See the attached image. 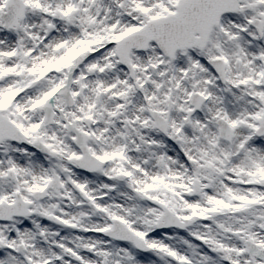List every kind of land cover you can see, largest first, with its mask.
<instances>
[{
  "label": "snow or ice",
  "instance_id": "obj_1",
  "mask_svg": "<svg viewBox=\"0 0 264 264\" xmlns=\"http://www.w3.org/2000/svg\"><path fill=\"white\" fill-rule=\"evenodd\" d=\"M0 264H264V0H0Z\"/></svg>",
  "mask_w": 264,
  "mask_h": 264
}]
</instances>
